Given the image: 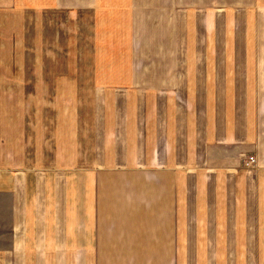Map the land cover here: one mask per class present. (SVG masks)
<instances>
[{"label":"crops","instance_id":"obj_1","mask_svg":"<svg viewBox=\"0 0 264 264\" xmlns=\"http://www.w3.org/2000/svg\"><path fill=\"white\" fill-rule=\"evenodd\" d=\"M214 3L229 9L230 35L215 28ZM18 5L108 21L94 33L95 51L107 53L95 66L110 73L91 81L108 91L85 122L99 128L94 139L62 143H113V155L79 171L75 190L66 172L59 189L47 187L48 175L39 187L27 172L0 170V264L47 259L53 227L39 220L50 189L51 204L77 201L76 232L61 235L77 244V259H181L189 204L207 214L197 225L221 229L220 241L204 243L263 260L264 0H0V9Z\"/></svg>","mask_w":264,"mask_h":264},{"label":"rangeland","instance_id":"obj_2","mask_svg":"<svg viewBox=\"0 0 264 264\" xmlns=\"http://www.w3.org/2000/svg\"><path fill=\"white\" fill-rule=\"evenodd\" d=\"M224 6L214 3L207 10L214 12L219 33L230 27V35L233 25L229 9ZM107 22L69 18L63 12L34 10L26 5L0 9V170L27 172L37 177L39 187L48 175L47 187L59 189L65 182L66 172L67 184L75 190L79 171L93 172L94 167L108 164L113 143H62L72 137L94 139L93 128H99L85 122L94 117L87 116V108L103 107L101 93L108 91L105 84L91 83L94 76L106 78L110 73L95 66L97 61L101 64L107 59V53L95 51L97 37L94 36L107 27ZM198 32L202 39L203 31L199 27ZM79 113L82 124H78ZM95 135H101L100 131ZM49 192L48 211L41 213L46 218L39 221L41 225L53 227L48 236L53 242L47 245V259L28 263L104 264L96 259L75 258L77 244L63 243L61 235L65 230L70 234L76 232L77 201H71L70 195L69 209L57 197L51 204L52 189ZM189 200L187 197V203ZM206 222L205 212L194 211L187 204L182 212V228L177 232L182 240L177 245L181 259L150 260L149 263L264 264V259L233 258L245 254L244 250H235V245L204 243L206 239L220 241L222 235L220 228L197 225ZM142 261L147 264V260ZM112 262L121 264L117 260ZM128 262L131 264V260ZM133 264L141 263L134 261Z\"/></svg>","mask_w":264,"mask_h":264},{"label":"built area","instance_id":"obj_3","mask_svg":"<svg viewBox=\"0 0 264 264\" xmlns=\"http://www.w3.org/2000/svg\"><path fill=\"white\" fill-rule=\"evenodd\" d=\"M252 162H254V157H253V156H249V157L247 158V160L245 161V165H248V164H250V163H252Z\"/></svg>","mask_w":264,"mask_h":264}]
</instances>
